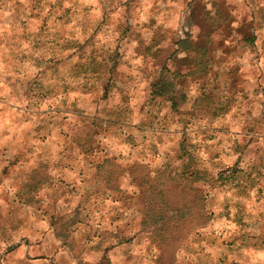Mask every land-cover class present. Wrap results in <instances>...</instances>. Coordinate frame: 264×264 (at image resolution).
<instances>
[{
    "label": "clouds",
    "instance_id": "clouds-1",
    "mask_svg": "<svg viewBox=\"0 0 264 264\" xmlns=\"http://www.w3.org/2000/svg\"><path fill=\"white\" fill-rule=\"evenodd\" d=\"M0 264H264V0H0Z\"/></svg>",
    "mask_w": 264,
    "mask_h": 264
},
{
    "label": "crops",
    "instance_id": "crops-1",
    "mask_svg": "<svg viewBox=\"0 0 264 264\" xmlns=\"http://www.w3.org/2000/svg\"><path fill=\"white\" fill-rule=\"evenodd\" d=\"M249 42H251V40H250ZM204 52H205V54H206V53H207V49H204Z\"/></svg>",
    "mask_w": 264,
    "mask_h": 264
},
{
    "label": "trees",
    "instance_id": "trees-1",
    "mask_svg": "<svg viewBox=\"0 0 264 264\" xmlns=\"http://www.w3.org/2000/svg\"><path fill=\"white\" fill-rule=\"evenodd\" d=\"M163 92V89H161V93Z\"/></svg>",
    "mask_w": 264,
    "mask_h": 264
}]
</instances>
